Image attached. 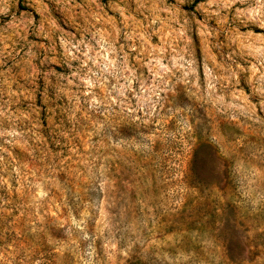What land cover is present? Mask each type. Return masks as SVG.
Listing matches in <instances>:
<instances>
[{"label":"rangeland","instance_id":"obj_1","mask_svg":"<svg viewBox=\"0 0 264 264\" xmlns=\"http://www.w3.org/2000/svg\"><path fill=\"white\" fill-rule=\"evenodd\" d=\"M0 264H264V0H0Z\"/></svg>","mask_w":264,"mask_h":264}]
</instances>
